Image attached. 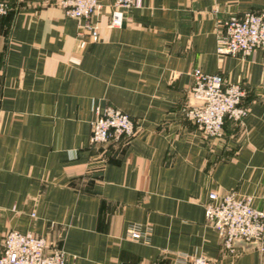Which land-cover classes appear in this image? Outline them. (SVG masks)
Instances as JSON below:
<instances>
[{"label":"crops","instance_id":"obj_1","mask_svg":"<svg viewBox=\"0 0 264 264\" xmlns=\"http://www.w3.org/2000/svg\"><path fill=\"white\" fill-rule=\"evenodd\" d=\"M7 1L0 255L17 231L75 264H175L179 255L264 264L255 248L226 251L206 221L211 193L251 197L264 211V51L218 53L220 21L264 13V0H141L120 28L110 27L115 0L83 20L55 0ZM195 69L246 91L243 125L228 120L221 139L185 116ZM105 107L128 114L137 133L92 147L91 124Z\"/></svg>","mask_w":264,"mask_h":264},{"label":"built area","instance_id":"obj_2","mask_svg":"<svg viewBox=\"0 0 264 264\" xmlns=\"http://www.w3.org/2000/svg\"><path fill=\"white\" fill-rule=\"evenodd\" d=\"M68 17L90 19L103 8L101 0H59ZM141 0H115L110 18L111 28L124 25L125 14L141 8ZM0 6V22L6 14ZM224 33L219 37L218 53L236 57L249 56L256 50L264 51V13L248 12L243 17L220 21ZM94 40L98 31L93 29ZM192 98L195 105L185 109V116L208 137L221 139L228 120L243 124L249 110L243 105L246 91L241 83H228L219 74L193 71ZM137 133L135 121L113 107L98 108L91 124L92 147L130 140ZM206 221L217 232L222 247L234 253L238 246L252 247L264 253V211L253 206L251 197L230 192L223 196L211 193L206 205ZM137 240L142 234L130 230ZM0 264H75L61 249L49 250L45 238L33 233L9 232L3 240ZM175 264H211L205 257L179 255Z\"/></svg>","mask_w":264,"mask_h":264},{"label":"rangeland","instance_id":"obj_3","mask_svg":"<svg viewBox=\"0 0 264 264\" xmlns=\"http://www.w3.org/2000/svg\"><path fill=\"white\" fill-rule=\"evenodd\" d=\"M57 1L58 5H59V0H55ZM3 5L6 7V9L8 10V1L7 0H4L2 2H0V6ZM61 7V6H60ZM62 8V7H61ZM239 56H242V55H239ZM237 57V56H236ZM243 57H246V56H243ZM227 82V81H226ZM229 83V82H228ZM242 85V84H241ZM243 86V85H242ZM246 97V96H245ZM248 109V108H247ZM249 110V109H248ZM234 122V121H233ZM236 123V122H235ZM238 124V123H237ZM239 125H243V124H239Z\"/></svg>","mask_w":264,"mask_h":264}]
</instances>
